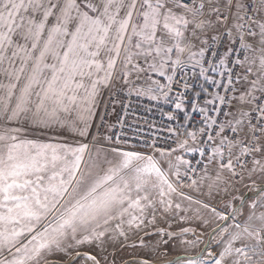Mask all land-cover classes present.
Instances as JSON below:
<instances>
[{
  "label": "snow or ice",
  "instance_id": "snow-or-ice-1",
  "mask_svg": "<svg viewBox=\"0 0 264 264\" xmlns=\"http://www.w3.org/2000/svg\"><path fill=\"white\" fill-rule=\"evenodd\" d=\"M0 264H264V0H0Z\"/></svg>",
  "mask_w": 264,
  "mask_h": 264
},
{
  "label": "built area",
  "instance_id": "built-area-1",
  "mask_svg": "<svg viewBox=\"0 0 264 264\" xmlns=\"http://www.w3.org/2000/svg\"><path fill=\"white\" fill-rule=\"evenodd\" d=\"M155 104V102H149L146 99L144 100H140V101H133V106L136 109L135 111V115H129L128 120L131 123L133 121V119L138 120L142 127L143 130L145 132H149V131H156V129H148L147 127L143 126V119H147L150 123L151 122H155V124L159 127V128H167L169 123L165 117H162L160 115V111L158 110V108H162L164 111H170L171 110V106L169 105H164V104H160L158 107L153 106ZM151 107L152 111L151 112H146L144 109L145 107ZM180 122H183V114H180ZM194 119H199L198 116H196L194 114ZM172 126H175V122H171ZM160 135H166V133L164 132H160Z\"/></svg>",
  "mask_w": 264,
  "mask_h": 264
},
{
  "label": "rangeland",
  "instance_id": "rangeland-1",
  "mask_svg": "<svg viewBox=\"0 0 264 264\" xmlns=\"http://www.w3.org/2000/svg\"><path fill=\"white\" fill-rule=\"evenodd\" d=\"M191 254L195 255V252L193 251ZM122 255L124 256V258H128V253L127 252L123 253Z\"/></svg>",
  "mask_w": 264,
  "mask_h": 264
}]
</instances>
